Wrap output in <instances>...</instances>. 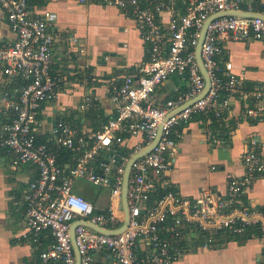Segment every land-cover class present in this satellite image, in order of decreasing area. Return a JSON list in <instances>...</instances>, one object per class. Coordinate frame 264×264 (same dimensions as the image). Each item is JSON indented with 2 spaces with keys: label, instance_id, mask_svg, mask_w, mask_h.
<instances>
[{
  "label": "built area",
  "instance_id": "1",
  "mask_svg": "<svg viewBox=\"0 0 264 264\" xmlns=\"http://www.w3.org/2000/svg\"><path fill=\"white\" fill-rule=\"evenodd\" d=\"M76 1L113 7L132 15L148 44V58L137 78L126 75L115 88L117 115L100 130L86 131L78 121L59 120L50 140L39 142L41 107L56 98L59 83L65 79L57 78L53 71L56 14L45 11L34 17L29 0H0V8L15 35L12 43L0 48L3 72L15 83L13 98L9 100L13 115L4 128L1 146L12 154L14 167L33 164L38 170L25 194V238L36 244L49 231L54 242L41 253V258L76 264L71 241L74 222L89 221L106 230L119 229L125 218L121 192L126 166L155 140L162 125L161 137L153 150L132 164L129 223L125 230L110 235L82 223L76 226L80 264H96L94 254L103 251L112 254L116 264H174L182 256L175 245L191 227L214 236L220 231L242 235L251 226L262 239V255L257 264H264V208H250L240 202L241 195L264 175L263 144L258 138L248 142L242 158L244 174L231 177L226 197L208 192L192 198L167 190L151 202L161 180L173 168L181 128L202 112H217L219 116L222 104L218 93L223 86L231 94L242 92L243 80L235 73L232 61H223L226 43L264 41V0ZM251 13L254 15H247ZM164 14L169 15L167 20ZM207 22L201 58L211 87L205 96L196 99L206 87L196 48ZM175 74L188 76V90L163 105L154 104L155 91ZM251 94L262 99L264 87ZM193 99L196 100L191 102ZM88 104L89 99L81 108ZM178 107L182 108L175 111ZM263 110L264 106L249 108L246 114L256 116ZM207 135L212 138L214 133L210 130ZM137 137L142 142L130 147L129 142ZM50 141L58 148L79 152L76 164L68 169L60 167ZM121 146L131 151L125 154L120 151ZM79 181L92 185L101 194L106 191L105 205L78 194L75 187ZM169 222L172 225L167 228ZM165 233L170 236L166 238Z\"/></svg>",
  "mask_w": 264,
  "mask_h": 264
},
{
  "label": "crops",
  "instance_id": "2",
  "mask_svg": "<svg viewBox=\"0 0 264 264\" xmlns=\"http://www.w3.org/2000/svg\"><path fill=\"white\" fill-rule=\"evenodd\" d=\"M29 1L31 16H41L45 11L56 14L53 71L57 78H65L59 83L56 98L41 107L38 136L49 141L59 120L78 121L86 131L100 130L117 115V103L113 99L115 88L126 75L137 78L142 63L148 58V44L142 38L138 22L117 8L95 3ZM168 17L164 14L165 20ZM14 40L6 14L0 8V48ZM226 60L232 61L235 73L244 84L255 89L264 87V41H229L223 57V61ZM14 85L0 64V264H60L55 260L44 261L40 245L25 238V194L38 170L33 164L14 167L12 154L1 146L4 128L13 115L9 100L13 98ZM188 88V76L175 74L155 91L153 103L163 105ZM87 99L90 104L82 109ZM221 104L227 137L220 135L222 130L214 126L209 115H193L181 128L173 168L165 174L158 190L172 187L182 196L199 198L211 192L224 198L231 177L244 174L242 158L251 139L260 140L264 156V110L256 116L246 114L249 108L263 107L264 96L257 100L249 92L227 94ZM210 130L214 133L212 138L207 135ZM141 142L142 138L137 137L129 146ZM75 191L90 202L106 203L107 194H92L82 181L77 183ZM240 202L250 208L264 207V175L241 195ZM252 233L248 238L241 235L218 247H197L194 251L191 245L201 232L191 227L175 245L182 256L174 264H257L262 255V239L257 230ZM169 236L167 233L166 238ZM94 257L96 264H116L115 257L108 252H97Z\"/></svg>",
  "mask_w": 264,
  "mask_h": 264
},
{
  "label": "trees",
  "instance_id": "3",
  "mask_svg": "<svg viewBox=\"0 0 264 264\" xmlns=\"http://www.w3.org/2000/svg\"><path fill=\"white\" fill-rule=\"evenodd\" d=\"M255 90V87L253 86H248L247 83L244 84L243 82V87H242V92L244 93H252ZM241 92V93H242ZM227 94H231L229 91L226 90V88L223 86L218 93V101L219 103H221V101L224 100V98L226 97ZM254 97V96H253ZM255 98V97H254ZM256 99V98H255ZM199 114H207L210 117H212L213 119V123L214 126L216 128H219L222 130V132L220 133V135L222 137H227L228 134V130H226V128L224 129L223 126H225V115L223 113V111L220 112V115L217 116V112H202ZM108 122V121H107ZM38 141L39 142H47L44 139H40V137L38 136ZM51 145L53 146V143L50 141ZM54 149H56L57 152V162L59 164L60 167L62 168H70L73 167L76 164L77 158L79 156V152L74 151V150H70L67 148H58L56 146H53ZM121 152H124L125 154L130 152V149H126L125 147H119ZM167 190H174L172 187H169L168 189H161V190H156L151 198V202H153L154 200L160 198L164 193H166ZM95 202V201H94ZM264 208V207H262ZM171 222H169L167 225H165L167 228H169L171 226ZM253 230H257L255 227H248L246 229V231L242 234V236H245V238L251 237L252 236V231ZM258 231V230H257ZM223 232H226L224 235H221ZM259 232V231H258ZM229 233V234H228ZM230 233V231H220L218 232L216 235L214 236H210L204 232H201V235L199 236V238L191 245L192 250H196L197 247H218L219 245L223 244L225 241H229L231 239H237L239 236V234H232ZM260 234V233H259ZM166 236V234H165ZM212 237V242H209V238ZM237 237V238H235ZM54 242V238L51 235V233L49 231H45L39 238L38 243L40 247L42 248V252L48 249V246L50 244H52ZM35 244V243H34ZM181 246H184V243L181 242ZM41 251V249H40ZM60 263V262H59ZM61 264V263H60Z\"/></svg>",
  "mask_w": 264,
  "mask_h": 264
},
{
  "label": "water",
  "instance_id": "4",
  "mask_svg": "<svg viewBox=\"0 0 264 264\" xmlns=\"http://www.w3.org/2000/svg\"><path fill=\"white\" fill-rule=\"evenodd\" d=\"M235 14V13H234ZM248 16H253L254 14H247ZM209 22H207L204 26V28L202 29V32H201V37L199 39V42H198V45H197V48H196V57H197V61L199 63V66H200V70L202 72V74L204 75V78H205V81H206V87L205 89L203 90V92L196 98V99H199L203 96H205L210 87H211V81H210V78L207 74V71L204 67V64H203V61H202V58H201V47H202V43H203V39H204V36H205V33H206V29H207V25H208ZM196 99H193L191 102L195 101ZM162 125L159 127V131H158V134L155 138V140L150 144L148 145L146 148H144L143 150H141L140 152H138L137 154H135L128 162L127 166H126V171H125V174H124V182H123V188H122V192H121V195H122V202H123V209H124V212H125V218H124V223L121 227H119V229L117 230H106V229H103L101 228L100 226H97L96 224H93L89 221H77V222H74L72 227H71V241H72V244H73V247H74V250H75V254H76V258H77V263L76 264H80V256H79V252H78V249H77V246H76V242H75V228L76 226L79 224V223H82L84 225H87L99 232H102L104 234H116V233H121L125 230V228L127 227L128 223H129V208H128V184H129V178H130V174H131V168H132V164L133 162L137 159V158H140L146 154H148L150 151L153 150V148L155 147V145L157 144V142L159 141L160 137H161V133H162Z\"/></svg>",
  "mask_w": 264,
  "mask_h": 264
},
{
  "label": "rangeland",
  "instance_id": "5",
  "mask_svg": "<svg viewBox=\"0 0 264 264\" xmlns=\"http://www.w3.org/2000/svg\"><path fill=\"white\" fill-rule=\"evenodd\" d=\"M82 183H83V185H85L89 189V191L92 194H101V192L97 188L93 187L92 185H90L86 182H82ZM81 188H82V186L78 187L77 189H79V191H80ZM77 189H76V191H77ZM103 193L106 194V191H104Z\"/></svg>",
  "mask_w": 264,
  "mask_h": 264
},
{
  "label": "bare ground",
  "instance_id": "6",
  "mask_svg": "<svg viewBox=\"0 0 264 264\" xmlns=\"http://www.w3.org/2000/svg\"><path fill=\"white\" fill-rule=\"evenodd\" d=\"M121 206V205H120Z\"/></svg>",
  "mask_w": 264,
  "mask_h": 264
}]
</instances>
